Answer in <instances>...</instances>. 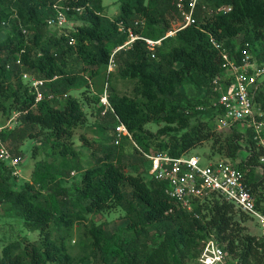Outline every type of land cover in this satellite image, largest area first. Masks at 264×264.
I'll return each instance as SVG.
<instances>
[{
  "label": "trees",
  "instance_id": "trees-1",
  "mask_svg": "<svg viewBox=\"0 0 264 264\" xmlns=\"http://www.w3.org/2000/svg\"><path fill=\"white\" fill-rule=\"evenodd\" d=\"M119 1V12L108 20L101 14L102 0H78L75 5L84 9L73 18L80 19L81 24L59 32L46 25V18L53 12L52 0H0V28L4 29L0 37V115L19 113L13 127L2 129L0 138L16 151L31 138L38 145L47 144L52 155L60 157L56 163L59 170L53 161H44L20 189L14 188L17 176L0 160V204L8 203L39 235L38 243L24 239L4 245L0 264H183V251L199 258L201 241L207 239L220 245L225 242L223 249L231 262L264 264V234H249L241 224L248 215L216 195L197 201L192 211L186 210L167 197L163 182L127 173L117 159L116 147L121 144L115 145L113 138L93 165L82 167L71 138L76 128L85 124L86 112L70 92L82 86L90 88L88 78L102 70L103 75H110L106 72L109 55L127 39L118 23L158 39L170 30L172 20H179L172 0ZM228 6L230 9L224 10ZM137 18H144V27L133 25ZM195 18V24L162 39L155 57L139 39L115 53L116 73L121 79L134 81L133 95L110 93V104L134 141L146 151L179 155L211 140L213 150L235 160L241 142L247 143L244 148L248 155L237 165L245 173L256 207L264 213V162H259L264 149L253 139L251 129L242 135L233 128L220 139L214 133L216 111L210 103L211 80L223 70V60L210 39L230 52L245 41L253 50L255 42H260L255 57H264V0H198ZM238 35L243 38L234 40ZM71 37L74 43L70 45ZM163 45L169 46L167 52L161 50ZM73 53L87 66L84 71L88 75L67 68V57ZM18 55L22 68L15 64ZM21 70L48 79L47 88L61 97L35 102V92L23 82ZM186 83L201 89L202 97L188 99L182 90ZM262 93L256 95V100ZM96 100L99 102V94ZM101 110L99 105L98 115ZM101 118L103 127L114 129L116 118L111 112ZM152 120L163 122L156 140L144 130ZM80 136L85 140L84 134ZM259 165L263 171L255 178L253 171ZM71 171H81L80 184L63 186L61 179L69 177ZM124 185L130 189L124 190ZM115 208L124 210L128 219L121 231L109 232L90 224L84 231L90 253L71 255L66 241L74 225L85 222L86 214ZM235 211L240 219H235ZM147 227L156 231L154 247L148 245ZM88 259L90 262L85 263Z\"/></svg>",
  "mask_w": 264,
  "mask_h": 264
},
{
  "label": "built area",
  "instance_id": "built-area-1",
  "mask_svg": "<svg viewBox=\"0 0 264 264\" xmlns=\"http://www.w3.org/2000/svg\"><path fill=\"white\" fill-rule=\"evenodd\" d=\"M77 1L52 0L53 12L46 18V25L59 32L66 28H73V17L84 9L83 6L75 5ZM197 2L198 0H172L179 18L177 26L158 39L145 37L134 32L132 26L118 23V29L127 33V39L112 49L106 64V72L111 73L117 69L114 60L115 53L128 48L137 39L144 41L150 56L155 57V49L161 44L162 39L196 23ZM229 9V6L224 7V10ZM142 22V20L136 19L133 21V25L140 26ZM22 32L26 33L27 31L23 28ZM210 41L219 51L223 60V70L211 80L210 103L216 111L215 128L230 130L237 129V126L240 125L242 129H238V131L242 135H246L247 130L251 129L253 139L263 145L261 127L264 126V111L262 106H258L255 97L264 89V57L257 59L251 44L247 41L236 47L233 52L228 51L213 38ZM68 43L73 44L74 39L69 38ZM15 64L20 68L23 67L20 55L16 57ZM225 70H228L229 74L223 76ZM20 75L23 82L35 92V102L43 98L54 100L61 97L47 88L48 79L39 78L24 70L20 71ZM109 96L110 91L106 80L99 93V105L102 108L101 115L111 112L116 118L113 143L119 145L122 139L131 142L138 152L149 161L150 177L165 184L164 190L169 199L186 210L192 211L197 201H204L211 195H216L253 218L260 226L261 233L264 234V213L256 207L255 199L247 185L245 173L238 167L236 159L219 158L202 164L198 155L189 152L171 155L166 151H146L136 144L127 127L117 117L110 104ZM197 108L202 109L203 107L197 106ZM18 114L15 112L14 118L0 123V133L2 129L12 127ZM0 160L10 167H15L18 163V159L9 153L1 138ZM261 160L264 161V158ZM198 261L201 264H241L236 260L230 262L229 255L214 239L201 241Z\"/></svg>",
  "mask_w": 264,
  "mask_h": 264
},
{
  "label": "rangeland",
  "instance_id": "rangeland-1",
  "mask_svg": "<svg viewBox=\"0 0 264 264\" xmlns=\"http://www.w3.org/2000/svg\"><path fill=\"white\" fill-rule=\"evenodd\" d=\"M103 10L102 16L112 20L113 17L120 10V1L119 0H102ZM143 22L140 24L141 27H144V18H137ZM134 20V19H133ZM72 26L76 27L81 24L80 19H72ZM178 20H172L169 23L170 30H173L177 26ZM4 29L0 28V37L4 36ZM168 31V32H169ZM166 32V33H168ZM165 33V34H166ZM243 38V35H238L234 40L239 41ZM163 52L169 50V46L163 45L161 48ZM260 52V42H255L254 44V53ZM67 68L72 71L79 72L83 75H88L87 71H84V68L87 66L84 65L83 61L73 53L67 57ZM259 61V60H258ZM178 65V64H176ZM88 69H90L88 67ZM229 74L228 70L223 72V76ZM108 81V88L110 93H116L118 95H127L132 96V87L133 80L121 79L116 70L111 72L109 76L103 75V70L99 75H96L93 78H88L89 87H80L72 90L71 95L77 97L82 105V108L86 112V122L83 126L76 128L74 134L71 138V146L76 150L78 159L82 164V167L86 169L87 167L93 165L95 157L101 156L102 151L108 149L111 145V139L113 138L112 128L103 127L104 120L101 118V115H98L97 108L99 107V102L96 98L99 94V91L102 89L104 80ZM264 86V83H263ZM183 92L186 94L188 99H195L202 97V90L196 88L193 83H186L183 88ZM86 96L89 98V102H86ZM264 89L260 99L257 100L258 106L264 111ZM60 105L56 103L55 106ZM7 115H10L8 118ZM0 115V123L6 122L10 118L15 117V111H12L10 114ZM202 118H205L204 116ZM213 123V122H212ZM14 124H12L13 127ZM163 126V122H157L152 120L144 125V130L152 134V139L156 140L157 130ZM214 133L220 135V139H223L226 135L229 134L228 129L217 130L215 128V119L213 123ZM244 128V126H243ZM261 139L263 145L259 144L264 149V126L261 127ZM237 129H242V126L238 125ZM81 134H84L85 140L81 138ZM136 142V141H135ZM121 145L116 147L118 152L117 159L123 164L124 169L127 173L138 174L146 181H149V167L150 163L145 159L140 152L136 149L131 142L126 139H122ZM136 144L143 149V146L136 142ZM242 149L239 151L236 161L239 159L245 160L247 157V150L244 148L247 147V143L244 141L241 142ZM258 144V143H257ZM35 145H38L37 140L27 138L19 146V150L16 151L13 146L10 144H5L9 153L18 159V163L15 167H10L11 174L16 175L17 180L14 185L15 189H20L23 184L31 179V173L36 167H42L44 161H53L54 166L57 170L60 168L56 163L60 160V157L56 158L51 153L50 147L45 145H38L34 154L33 148ZM152 150V149H150ZM22 152V154H20ZM93 153V155H91ZM190 154L198 155L202 164H206L210 161L217 160L219 158H225L221 153L216 152L211 148V140L205 141L198 146L189 150ZM93 156V157H92ZM264 158V153L259 156V162L263 163L261 160ZM7 165V164H6ZM17 171V172H15ZM263 166L259 165L254 168V177L259 178L262 174ZM16 173V174H15ZM81 180V171H71L69 177L61 179V183L66 187H73L75 184H80ZM123 189L128 191L130 188L126 185L123 186ZM236 212V211H235ZM239 213L236 212L235 219H240ZM127 217L125 211L121 208H115L108 211H102L95 214H86L85 222L76 223L72 229L71 238L66 241V247L68 252L76 257H81L88 255L90 253L89 239L85 236L84 231L86 227L90 224L100 225L109 232H120L121 229L127 223ZM241 224L245 226L246 232L249 234L260 236L261 229L257 222L250 217H244L241 220ZM147 235L148 245H157L156 240V231L154 228L147 227L145 229ZM28 239L35 243L39 242V235L37 230H30L25 222V219L18 216L15 211L10 208L8 203L0 204V254L1 249L4 245L11 241H23ZM144 239V238H143ZM218 243V242H217ZM219 244V243H218ZM220 245V244H219ZM225 242H222V247H224ZM183 264H201L198 261L197 254L191 252H184ZM230 257V256H229ZM90 259L86 260L85 263H89ZM231 262V261H230Z\"/></svg>",
  "mask_w": 264,
  "mask_h": 264
}]
</instances>
